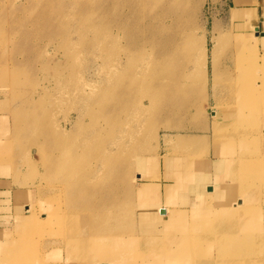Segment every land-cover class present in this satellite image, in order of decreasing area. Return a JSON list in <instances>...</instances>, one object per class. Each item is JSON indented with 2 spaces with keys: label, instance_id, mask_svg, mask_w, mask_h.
<instances>
[{
  "label": "rangeland",
  "instance_id": "1",
  "mask_svg": "<svg viewBox=\"0 0 264 264\" xmlns=\"http://www.w3.org/2000/svg\"><path fill=\"white\" fill-rule=\"evenodd\" d=\"M121 1L117 12L124 13ZM237 1L191 0L188 16L200 26L195 30L189 19L187 29L201 44L185 47L187 55L169 64L168 79L164 69L158 76L140 73L119 19L111 40L110 0H0V175L30 189L35 207L0 264H264V60L254 56L255 33L231 14L253 1ZM241 31L249 43L239 44ZM204 48L206 94L178 90L184 78L174 70L196 72L200 85ZM216 82L219 110L236 109L242 118L220 133L216 122L210 128L217 114L208 99L210 92L216 103ZM240 129L256 135L239 145L240 155H254L233 160L240 166L230 169L240 172L239 209L213 213L211 220L168 219L170 235L143 231L150 208L136 194L151 189L137 188L139 172L148 157L167 152L163 141L209 131L214 148L217 138ZM224 142L234 149V140ZM103 154L108 169L98 175ZM228 181L238 185L235 176Z\"/></svg>",
  "mask_w": 264,
  "mask_h": 264
},
{
  "label": "crops",
  "instance_id": "2",
  "mask_svg": "<svg viewBox=\"0 0 264 264\" xmlns=\"http://www.w3.org/2000/svg\"><path fill=\"white\" fill-rule=\"evenodd\" d=\"M252 1L253 3L250 6L234 7L239 16L232 18L240 20L238 23L243 24L245 31H248L247 27H249L251 33H255L257 42L255 41L254 49L262 56L264 55V0ZM239 2L238 0L237 3ZM260 58L258 57L257 61L254 62L258 67L263 64ZM217 84L216 82L219 104L214 103L210 92L208 100L209 104L211 101L213 103L212 107L216 108V111H213L214 115L217 114V117L213 115L214 120L210 128L213 129L214 122H216L217 129L214 130L220 133L227 131L225 127H236V123L241 122L242 118L240 119L236 109L219 110L221 100ZM234 85L235 82H233L231 94H234ZM231 134L223 137L222 140L217 138L214 148L211 145L212 139L209 131L198 135L180 136L175 140L169 138V143L163 141L167 149L166 153H155L147 158L145 168L141 167L143 170L139 172L144 176L142 178L139 176L138 180L142 181L137 188L146 187L151 189V192L141 196L136 194L150 208L147 215L143 213L146 222L142 224L147 225H143L145 227L143 231H158L157 235L166 232L170 235L164 222L168 219L173 223L199 219L211 220L213 219L211 216L215 213L230 212L233 207L238 206L234 202H237L236 200L240 197V172L233 171L231 173L230 169L231 165L234 164L233 160H248L254 155V151L249 152L251 156L248 157L240 155L239 145L241 146L246 142L250 143V139H255L256 133L240 129ZM225 139L234 140L233 150L230 151L227 148V143L224 142ZM244 149H247V147H244ZM197 159L200 161L197 162ZM151 162H154L157 167L151 168ZM239 166L240 162L237 165L234 164L233 168L237 170ZM166 176L173 178H167ZM229 176H235L237 181L239 180L237 186L228 181ZM166 188H170L168 194ZM154 190H157V193L153 192ZM31 194L30 189L16 185L11 177L0 175V262L6 249L14 247L16 242L15 233L29 224L28 222L24 223L28 217L32 219V208L35 207ZM245 194L250 195L249 189ZM213 206H220L221 210H214ZM158 207H167L169 214L166 215V209H161V213L158 212ZM154 237L159 238V236L153 235Z\"/></svg>",
  "mask_w": 264,
  "mask_h": 264
},
{
  "label": "bare ground",
  "instance_id": "3",
  "mask_svg": "<svg viewBox=\"0 0 264 264\" xmlns=\"http://www.w3.org/2000/svg\"><path fill=\"white\" fill-rule=\"evenodd\" d=\"M158 2H160L161 5L159 6L158 9H156V8H151L147 0H122L120 5L122 6L127 5L128 9L124 13L121 12L119 13L117 12L118 5L116 0H110L108 7L109 17H110V26H109L110 38L112 41H114L116 37L115 24L117 19H119L118 21L120 22V28L122 32L125 33L130 38L132 51L137 55H139V60L141 65V67L139 68L141 70L140 73H142V75L144 76L149 72L153 71L158 76L159 69L161 70L164 69L165 73L163 74L162 77L166 76L164 78L170 79L171 74L169 71H167L170 66L169 64L172 61H174L170 66L173 68L175 67V64H178L180 62L179 59L182 57L183 54L185 56L187 55V52L189 50H186L185 47L200 46L201 44V42H199L197 38H194L192 36V33H194L195 31L189 33L187 29L188 23L190 21L189 19H191L195 30L198 29L200 25L195 21V19L193 21L192 18H189V16H191V5H189V3L191 4V0H159L157 1V3ZM232 15L233 18H237V16H239L237 11L234 10V8ZM255 28L256 27H254V31ZM241 32L242 33H239L237 35L239 44H245V43L247 44V42L249 43L250 40L249 34L243 33L244 31ZM253 53L255 57L257 56V53L259 54V52L256 49ZM149 57H154V60L148 61L146 63L145 59L146 58L149 59ZM198 57L201 63L200 65L202 66V68L197 72V75L199 77L198 79L200 80V85L196 84V80L193 81V79L196 78V72L194 75H188L181 70H180L181 72H179L178 70H174L172 73L176 77L179 76V78H184L183 83L180 82L179 84L176 83V85H178L177 86L178 90L186 89V91L187 90L190 91L191 89H193V91L194 90L198 91L200 95H205L207 88L206 77L208 74V70H207L208 65L205 58L206 57L205 48L200 50ZM262 59L264 60V55H262ZM113 68L112 69L114 70V72H116L118 69L117 67H113ZM185 79H190L191 82H187L185 81ZM160 87L162 86L157 85V88L155 87L156 94L160 93L161 91ZM212 90H216L215 85L212 88ZM217 99L218 98L216 96V103L218 104L219 99L218 100ZM166 143H169V140H167ZM80 159L83 160L84 158L75 155V164L81 163L82 160ZM107 161L108 158L106 154L105 155L103 154L101 163L97 170L98 175H101L102 173L106 172V170L108 169ZM86 171L89 173L91 171H96V170L95 169L91 170L88 168ZM76 173H79V171H75V174ZM169 178L171 177L169 176ZM144 189L147 192L149 188L145 187ZM166 192L167 193L170 192V188L169 189L166 188ZM235 209L238 210L239 208L236 207ZM235 209H233L232 212L235 211Z\"/></svg>",
  "mask_w": 264,
  "mask_h": 264
}]
</instances>
